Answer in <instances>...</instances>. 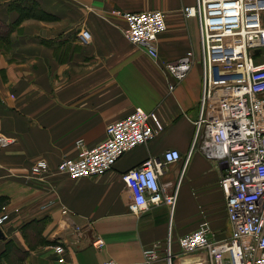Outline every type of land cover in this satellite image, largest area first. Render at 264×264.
Masks as SVG:
<instances>
[{"label":"crops","instance_id":"0c3cea01","mask_svg":"<svg viewBox=\"0 0 264 264\" xmlns=\"http://www.w3.org/2000/svg\"><path fill=\"white\" fill-rule=\"evenodd\" d=\"M13 1L0 0V19L8 24L18 17L8 11ZM35 1L57 19L25 21L0 48V137L11 141L0 145V197L9 199L3 211L11 214L0 228V264H148L144 250L156 244L155 264H166L169 243L179 254V239L204 223L217 240L230 237L223 170L199 148L191 152L202 72L198 21L186 18L184 9L196 0ZM116 11L165 14L168 28L157 40L161 63L196 54L174 91L160 65L126 39V22ZM138 107L157 113L164 130L126 153L111 172L78 181L32 176L38 160L55 169L77 156L79 141L89 148L103 143L107 126ZM171 149L182 161L162 168L160 187L164 196L176 195L175 207L164 202L133 214L122 175ZM98 239L105 243L101 250L93 245ZM58 245L66 250L64 263L55 253ZM202 259L175 256L173 264Z\"/></svg>","mask_w":264,"mask_h":264},{"label":"built area","instance_id":"2783aa9c","mask_svg":"<svg viewBox=\"0 0 264 264\" xmlns=\"http://www.w3.org/2000/svg\"><path fill=\"white\" fill-rule=\"evenodd\" d=\"M126 22L124 35L158 63L170 77L172 92L190 74L197 62L193 51L174 61L161 63L158 38L168 25L162 11L115 12ZM264 0H196L186 7V18H196L200 35L199 63L202 72L200 115L195 122L191 152L199 148L209 160L219 162L223 174L220 186L226 197L231 236L217 240L209 224L179 239L180 253L186 257L202 254L203 259L185 264H264ZM84 42L90 36L84 32ZM164 126L155 112L138 107L122 120L109 124L106 140L92 148L79 141L75 158L63 159L55 169L46 160L31 168L34 178L49 174L78 181L111 172L118 161L138 146L154 140ZM11 141L0 137V145ZM189 156L186 160V163ZM182 161L181 153L171 149L160 159H148L122 175L131 192L130 211L141 214L150 206L176 204V195L166 197L160 187L162 168ZM63 210V214H67ZM6 210L0 214V228L10 220ZM102 249V239L94 242ZM55 253L64 263L66 250L58 245ZM166 264L175 258L171 245ZM148 264L160 260L156 244L144 250ZM102 264H120L107 260Z\"/></svg>","mask_w":264,"mask_h":264},{"label":"trees","instance_id":"16d2710c","mask_svg":"<svg viewBox=\"0 0 264 264\" xmlns=\"http://www.w3.org/2000/svg\"><path fill=\"white\" fill-rule=\"evenodd\" d=\"M9 12H15L18 17L14 23L8 24L0 19V48H6L11 40V33L24 21L33 19L53 21L57 18L46 13L35 0H15L8 5ZM9 203L7 197H0V212Z\"/></svg>","mask_w":264,"mask_h":264},{"label":"water","instance_id":"95a60500","mask_svg":"<svg viewBox=\"0 0 264 264\" xmlns=\"http://www.w3.org/2000/svg\"><path fill=\"white\" fill-rule=\"evenodd\" d=\"M3 237V233H2V230L0 229V238Z\"/></svg>","mask_w":264,"mask_h":264},{"label":"rangeland","instance_id":"374dc122","mask_svg":"<svg viewBox=\"0 0 264 264\" xmlns=\"http://www.w3.org/2000/svg\"><path fill=\"white\" fill-rule=\"evenodd\" d=\"M29 20H33V19H29ZM26 21H27V20H26ZM24 22H25V21H24ZM24 22H23V23H24ZM18 28H19V26H17L15 30H17Z\"/></svg>","mask_w":264,"mask_h":264}]
</instances>
